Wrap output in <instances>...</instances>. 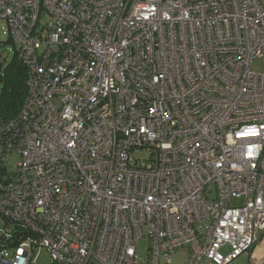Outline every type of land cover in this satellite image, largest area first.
Segmentation results:
<instances>
[{
	"label": "built area",
	"instance_id": "2783aa9c",
	"mask_svg": "<svg viewBox=\"0 0 264 264\" xmlns=\"http://www.w3.org/2000/svg\"><path fill=\"white\" fill-rule=\"evenodd\" d=\"M0 21L29 70L19 112L0 115V264H35L42 248L50 264L251 253L264 0H0Z\"/></svg>",
	"mask_w": 264,
	"mask_h": 264
},
{
	"label": "rangeland",
	"instance_id": "374dc122",
	"mask_svg": "<svg viewBox=\"0 0 264 264\" xmlns=\"http://www.w3.org/2000/svg\"><path fill=\"white\" fill-rule=\"evenodd\" d=\"M46 17L43 18V21H46ZM11 39L7 28L6 22L0 21V65H5L8 61H10L14 55L13 44L7 43V41ZM253 68L257 70H261L264 72V59H255L252 63ZM146 155L143 153L136 154L137 158H144ZM16 161V158H10V163L13 164ZM210 189L212 190L211 196L215 195V189L213 185H210ZM260 236V235H259ZM148 247V241L145 239H141L137 244V256L142 257L146 256ZM189 255V250L186 248H179L173 251L170 255L171 264H185ZM253 259L256 262L264 261V234H262L261 240L257 243L251 253H244L238 256L234 260V264H248L249 259ZM35 264H50L49 254L46 249L42 248L39 251L38 258Z\"/></svg>",
	"mask_w": 264,
	"mask_h": 264
},
{
	"label": "trees",
	"instance_id": "16d2710c",
	"mask_svg": "<svg viewBox=\"0 0 264 264\" xmlns=\"http://www.w3.org/2000/svg\"><path fill=\"white\" fill-rule=\"evenodd\" d=\"M7 43L13 44L11 39ZM28 74L27 66L18 58L14 49L12 59L4 66L0 65V115L2 117L12 118L19 112L27 90Z\"/></svg>",
	"mask_w": 264,
	"mask_h": 264
},
{
	"label": "snow or ice",
	"instance_id": "6c2138e0",
	"mask_svg": "<svg viewBox=\"0 0 264 264\" xmlns=\"http://www.w3.org/2000/svg\"><path fill=\"white\" fill-rule=\"evenodd\" d=\"M251 131V130H250ZM248 133H242V134H240L241 135V137L243 138V136H245V135H247Z\"/></svg>",
	"mask_w": 264,
	"mask_h": 264
},
{
	"label": "clouds",
	"instance_id": "9594fccd",
	"mask_svg": "<svg viewBox=\"0 0 264 264\" xmlns=\"http://www.w3.org/2000/svg\"><path fill=\"white\" fill-rule=\"evenodd\" d=\"M249 155H251V153H249Z\"/></svg>",
	"mask_w": 264,
	"mask_h": 264
}]
</instances>
